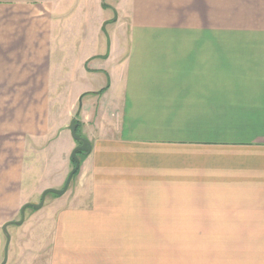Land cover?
Masks as SVG:
<instances>
[{"label": "crops", "instance_id": "obj_1", "mask_svg": "<svg viewBox=\"0 0 264 264\" xmlns=\"http://www.w3.org/2000/svg\"><path fill=\"white\" fill-rule=\"evenodd\" d=\"M0 136L2 264H264V0H0Z\"/></svg>", "mask_w": 264, "mask_h": 264}, {"label": "rangeland", "instance_id": "obj_2", "mask_svg": "<svg viewBox=\"0 0 264 264\" xmlns=\"http://www.w3.org/2000/svg\"><path fill=\"white\" fill-rule=\"evenodd\" d=\"M65 75H66L65 71H60L61 78ZM59 79H60V77H59ZM59 84H60V80H59ZM91 97H92V95L85 98V103H86V101H90ZM83 104H84L83 100L81 103L80 102L78 103V110L80 108L82 109ZM12 141H13V139H11V137L0 136V145H3V143H5L6 145H9L10 143H12ZM7 147H9V146H7ZM18 147L19 146H17V148ZM72 151H74V149ZM72 151L70 152V163L73 166L74 162L71 159L72 153H73ZM23 155H24V153L22 151H18V150H15V151H5V150L1 151L0 150V160H2V161H10V162L19 161L23 157ZM78 156H79V160H82V159H84L85 155H78ZM50 160L53 161V163H52L53 168L51 169V173L44 172L45 161L42 158L36 159V161L34 162V170H33L32 164H31V156H30V154H27L26 160H25L26 168H25L24 185H23L24 193L26 192L27 194H29L30 190H33V187L36 188L39 186H40V188L45 186V188H47L45 190L62 191L64 189L65 186L60 187V189H56L53 187V186H55V181H56V174L53 171L56 167H58L60 165V151H59V149H56L54 151ZM42 170H43V173H42ZM31 184L33 187H31ZM47 186H50V187H47ZM71 188H73V184L71 185ZM45 190L42 192L44 193ZM43 193L41 195L34 196L31 199V201L29 202V204L39 205L42 201ZM59 198H61V197L56 196L54 194L47 195L45 198V202H44L45 206H44L43 210L44 211L48 210L52 206V201H54L55 199H59ZM38 211L34 210L32 208H28L25 212V219H28L32 214L37 213ZM18 227L19 226H15V227H13V229H17ZM10 228H12V226H10ZM10 228L8 229L9 232L7 231L9 234V237H10L9 246L7 248L8 240H7V237H5L4 253L0 254V258H1L0 264L5 263L8 258L10 259L11 254H12V249H13V246L15 243V239H13L12 236H13V232L15 230H10ZM168 235L169 234L165 233V232L159 233V236H163L165 240H167L166 237ZM148 259H149L148 264H171V249H170V247L169 248H164V247L149 248Z\"/></svg>", "mask_w": 264, "mask_h": 264}, {"label": "water", "instance_id": "obj_3", "mask_svg": "<svg viewBox=\"0 0 264 264\" xmlns=\"http://www.w3.org/2000/svg\"><path fill=\"white\" fill-rule=\"evenodd\" d=\"M77 126L78 125L76 123V120H72L71 121V124L69 126V130L71 132V135H72L73 139L79 144V146L72 153V158L71 159L75 163V167L71 171V173H70V175H69V177H68V179L66 181V184H65L64 189L62 191L46 190L43 193V195H42V201H41V203L39 205H31V204L25 205L22 208V210H21V215H22L21 220L18 221V222H15L13 224H15L17 226H20V225L23 224V222L25 220V212H26V210L28 208H32L34 210H40L43 207V205H44L45 198H46L47 195L54 194L56 196H63L69 190V187H70V185L72 183V180H73L74 176L77 174V172L80 169V160H79L78 154L80 152H83L85 154H89L91 152V149H92L90 142L87 139L81 137L78 134V132H77ZM7 228H8V225H6L4 227V233H5L6 237H7L8 242H9L10 237H9L8 232H7Z\"/></svg>", "mask_w": 264, "mask_h": 264}, {"label": "trees", "instance_id": "obj_4", "mask_svg": "<svg viewBox=\"0 0 264 264\" xmlns=\"http://www.w3.org/2000/svg\"><path fill=\"white\" fill-rule=\"evenodd\" d=\"M78 155H86V154L83 153V152H80ZM78 157H79V156H78ZM73 164H74L73 166H75V163H73ZM77 174H78V172H77ZM77 174H76V175H77ZM76 175H75V176H76Z\"/></svg>", "mask_w": 264, "mask_h": 264}]
</instances>
